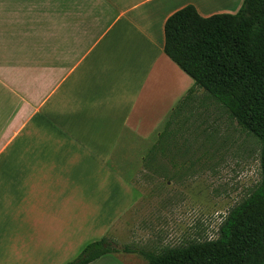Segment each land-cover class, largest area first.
<instances>
[{
  "label": "crops",
  "instance_id": "1",
  "mask_svg": "<svg viewBox=\"0 0 264 264\" xmlns=\"http://www.w3.org/2000/svg\"><path fill=\"white\" fill-rule=\"evenodd\" d=\"M242 2L0 0V264H32L65 229L84 235L78 254L116 226L85 202L93 183L119 181L107 199L119 185L127 211L139 167L167 158L149 151L171 146L204 93L164 54L166 20L188 5L235 14ZM57 250L67 243L46 253Z\"/></svg>",
  "mask_w": 264,
  "mask_h": 264
},
{
  "label": "rangeland",
  "instance_id": "2",
  "mask_svg": "<svg viewBox=\"0 0 264 264\" xmlns=\"http://www.w3.org/2000/svg\"><path fill=\"white\" fill-rule=\"evenodd\" d=\"M205 95L198 93L193 109L180 119L177 128L173 127L171 146L163 147L167 158L161 160L162 165L139 167L138 175L130 181L136 195L127 211L119 209L127 199L126 192L120 193L119 185L113 199H107L111 190L107 186L119 181L110 178L93 183L85 202L94 206L96 218L117 219L116 226L100 238L112 241L120 250L128 247L152 253L215 240L227 213L257 187L259 142L224 107ZM101 203L103 212H97ZM65 230L59 240L45 238L39 246L40 256H26V260L32 264H65L74 259L77 254L71 248L84 235ZM58 242L67 243L68 250L47 254ZM93 264H146V260L140 254L118 253Z\"/></svg>",
  "mask_w": 264,
  "mask_h": 264
},
{
  "label": "trees",
  "instance_id": "3",
  "mask_svg": "<svg viewBox=\"0 0 264 264\" xmlns=\"http://www.w3.org/2000/svg\"><path fill=\"white\" fill-rule=\"evenodd\" d=\"M163 52L194 87L257 139L260 181L227 213L215 240L152 253L120 250L103 237L87 243L65 264H90L118 253L140 254L146 264H264V0H243L235 14L208 18L191 5L183 7L165 22ZM165 151L154 147L149 157Z\"/></svg>",
  "mask_w": 264,
  "mask_h": 264
}]
</instances>
